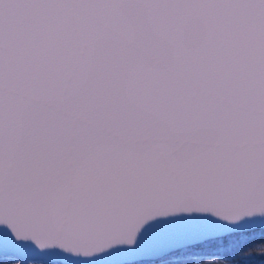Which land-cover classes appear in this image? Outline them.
<instances>
[{
	"label": "snow or ice",
	"instance_id": "1",
	"mask_svg": "<svg viewBox=\"0 0 264 264\" xmlns=\"http://www.w3.org/2000/svg\"><path fill=\"white\" fill-rule=\"evenodd\" d=\"M257 227L264 0H0V249L238 264Z\"/></svg>",
	"mask_w": 264,
	"mask_h": 264
},
{
	"label": "trees",
	"instance_id": "2",
	"mask_svg": "<svg viewBox=\"0 0 264 264\" xmlns=\"http://www.w3.org/2000/svg\"><path fill=\"white\" fill-rule=\"evenodd\" d=\"M240 235L247 236L249 239L239 243L235 248L224 247V250L220 253V258H231L236 260L238 264H264V255L260 254L261 249L259 247L264 245V234H262V230L257 227L252 232L237 234L234 237H226L225 244H227L228 239H238ZM248 252L253 254H245ZM4 259L3 257L0 258V264L6 263Z\"/></svg>",
	"mask_w": 264,
	"mask_h": 264
},
{
	"label": "rangeland",
	"instance_id": "3",
	"mask_svg": "<svg viewBox=\"0 0 264 264\" xmlns=\"http://www.w3.org/2000/svg\"><path fill=\"white\" fill-rule=\"evenodd\" d=\"M223 250H224L223 248L219 249V251H218L217 249H215V248H211V249H208L207 251H208L209 253H212V254H219V255H220V253H221ZM0 258H2V257L0 256ZM3 258H5V259H4V260L6 261L5 264H18L17 261H14V260H13L12 258H10V257H3ZM29 264H38V262L29 261Z\"/></svg>",
	"mask_w": 264,
	"mask_h": 264
},
{
	"label": "water",
	"instance_id": "4",
	"mask_svg": "<svg viewBox=\"0 0 264 264\" xmlns=\"http://www.w3.org/2000/svg\"><path fill=\"white\" fill-rule=\"evenodd\" d=\"M14 255H17V254L16 253H13L11 251H5L3 249H0V256L1 257H10V258H12Z\"/></svg>",
	"mask_w": 264,
	"mask_h": 264
}]
</instances>
